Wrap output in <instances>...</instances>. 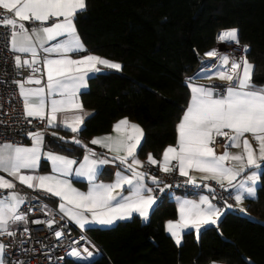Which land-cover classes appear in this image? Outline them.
Segmentation results:
<instances>
[{
  "label": "snow or ice",
  "instance_id": "snow-or-ice-1",
  "mask_svg": "<svg viewBox=\"0 0 264 264\" xmlns=\"http://www.w3.org/2000/svg\"><path fill=\"white\" fill-rule=\"evenodd\" d=\"M85 10L86 0H0V27L8 29L6 46L16 54L15 67L30 72L24 80L14 81L26 119H46L48 126L56 127L60 126L58 113L78 110L81 114L75 115L73 124L60 122L73 133L78 132L89 115L83 112V105L79 102V94L87 87V80L95 74L121 69V64L96 55L72 58L73 54L86 50L74 24L75 16ZM25 22L32 23L33 27H26ZM217 40L239 45L238 29L222 30ZM243 52L245 55L239 58L220 55L216 49L204 54L216 60L208 70L212 76L228 83L221 85L223 91H220L217 86L198 85L194 82L195 77H187L185 84L191 95L176 126V145L164 149L161 161L149 153L147 163L158 166L165 174L178 170L181 176L187 177L185 183L194 186L201 185H197V178L191 176L190 171L200 172L204 174L200 177L202 181H215L221 189L234 192L238 210L246 212L239 205L246 197H255L256 184L260 180L258 170L264 165V87L252 83L254 65L247 59V45L243 46ZM44 75L47 81L43 86L25 87L26 84L42 85ZM200 75L207 76V71L196 74ZM113 132L115 136L106 135L90 141L113 153L110 158L99 156L84 145L86 152L79 162L43 152V133L28 132L31 146L0 144V171L29 189L43 190L59 198L57 207L61 220L67 218L80 229L90 224L112 225L117 220L131 218L133 214L146 221L157 200L155 191L158 189L163 193L171 186L159 187L161 181L156 176L140 170L144 163L137 158V152L144 133L138 124L124 118L113 125ZM217 138L224 139L223 151L219 153L213 147ZM73 142L82 143L75 137ZM232 148L239 151L233 153ZM42 157L51 163L50 174H35ZM117 162L121 170L116 172L115 179L109 183L98 182L99 168ZM77 164L78 167H74ZM73 174L87 180L86 192L72 186L68 177ZM148 180L157 188L149 187ZM202 186L214 191L208 183ZM14 189L13 180L0 175V190H7L6 194L0 195V237H15L17 233L11 226L28 222L27 215L20 211L26 197ZM215 199V196L201 195L198 201L178 200L179 219L166 224V231L177 246L181 245L185 230H195L199 238L203 229L217 226L225 211L232 209L227 202L223 208L217 207L213 203ZM46 208L45 205L41 211ZM32 223L52 228L59 221L53 218ZM28 232L25 227L23 234ZM63 234L62 230L54 232L57 239ZM8 247L0 241V264H5ZM67 255L89 260L95 253L88 248L81 251L72 247Z\"/></svg>",
  "mask_w": 264,
  "mask_h": 264
},
{
  "label": "trees",
  "instance_id": "trees-1",
  "mask_svg": "<svg viewBox=\"0 0 264 264\" xmlns=\"http://www.w3.org/2000/svg\"><path fill=\"white\" fill-rule=\"evenodd\" d=\"M74 22L89 51L122 66L89 79L81 100L93 113L79 136L107 133L127 117L143 129L137 152L143 160L151 153L158 161L163 149L176 143V126L190 98L185 79L196 80L207 67L210 59H202L215 48L219 31L238 29L254 65L252 83L264 85V0H86ZM172 193L158 200L146 221L134 217L87 228L102 255L90 263L67 258L62 264H264V165L246 212L230 209L199 238L186 231L180 246L165 229L177 216Z\"/></svg>",
  "mask_w": 264,
  "mask_h": 264
},
{
  "label": "built area",
  "instance_id": "built-area-1",
  "mask_svg": "<svg viewBox=\"0 0 264 264\" xmlns=\"http://www.w3.org/2000/svg\"><path fill=\"white\" fill-rule=\"evenodd\" d=\"M7 33L8 29L0 27V144L11 143L21 145L26 142L28 132L44 126V120L31 117L26 119L23 114V101L19 96L18 87L14 81L24 80L30 72L28 69H17L15 67V54L6 46ZM244 45L240 40L239 45H237L233 42H219L216 38L214 49L218 50L220 55L239 58L245 55L243 52ZM205 59L206 57L202 60ZM208 59H210V62L207 69L210 70L212 65L216 64V60L215 58ZM36 76H41V73H36ZM207 83L210 86H217L220 91H223L221 85H226L228 82L213 79ZM25 87H34V84H26ZM28 120H31V123H28ZM145 170L147 172L152 171L149 167H146ZM157 175L160 181L171 186L165 189L163 193L159 192L158 189L155 191V195L159 200L164 195H168L174 191H179L183 194H195L204 189L202 186L186 184L173 172L165 174L160 171ZM18 193L26 197V203L21 205L20 211L27 215L28 222L26 224L19 222L11 228L17 233L15 237H0L2 242L9 245L4 255L5 264H17L18 261L21 264H62L67 258L80 263H90L102 255L101 249L84 230L75 226L67 218L61 220L58 208L49 198L41 194L38 189L34 190L23 187L18 189ZM214 193L216 199L213 201L216 204L223 205L224 202H227L234 209L231 191H225L216 184ZM4 194H6V190H0V195ZM45 205L47 208L41 211ZM29 209L32 210L29 211ZM49 212L51 215L48 214ZM53 218L59 221V223L52 228H48L45 224L32 223L34 220L46 221ZM25 227L29 230L28 234H23ZM56 230H62L64 233L60 239L54 236ZM81 237H84V239L82 240ZM72 247H76L81 251L84 248H88L95 255L89 260H81L68 256L67 253Z\"/></svg>",
  "mask_w": 264,
  "mask_h": 264
},
{
  "label": "crops",
  "instance_id": "crops-1",
  "mask_svg": "<svg viewBox=\"0 0 264 264\" xmlns=\"http://www.w3.org/2000/svg\"><path fill=\"white\" fill-rule=\"evenodd\" d=\"M52 22H55V21H52ZM26 23V27H28V28H31V27H33V24L32 23H30V22H25ZM74 24H75V22H74ZM76 27V26H75ZM77 31V30H76ZM80 38V37H79ZM80 40H81V38H80ZM81 42L83 43V41L81 40ZM83 45H84V43H83ZM84 48L86 49L85 51H82V52H80V53H77V54H73V56H72V58L73 59H79L80 57H82V56H85V55H96V56H100V55H98V54H96V53H94V52H91V51H89L86 47H85V45H84ZM15 54V53H14ZM16 55V54H15ZM100 57H102V56H100ZM104 58V57H103ZM107 59V58H106ZM108 60H110V59H108ZM110 61H113V60H110ZM208 61V60H207ZM113 62H117V61H113ZM117 63H119V62H117ZM120 64V63H119ZM209 65V64H208ZM207 65V66H208ZM201 70H205V71H207V76H211L213 79H218V78H216L215 76H212V72L211 71H208V69H207V67H201L200 69H199V71H198V73H200L201 72ZM104 73V72H103ZM207 76H204V75H200V76H196V80H194V82L196 83V84H198V85H206V86H210L207 82L208 81H210V80H213V79H209V78H207ZM90 79V78H89ZM89 79L87 80V87L86 88H84V89H82L81 90V92H80V94H79V102L83 105V103H82V100H81V95L85 92V91H87V89H88V81H89ZM219 80V79H218ZM46 81H47V78H46V75H44L43 77H42V85H35L34 84V87H39V86H43L44 84H46ZM256 87H264V85H255ZM189 91H190V89H189ZM190 95H191V93H190ZM190 99V98H189ZM188 102H189V100H188ZM187 106H188V104H187ZM187 106H186V108H187ZM185 108V109H186ZM184 109V110H185ZM46 111H47V109H46ZM83 112H87V113H89V115L90 114H92L93 113V110H90V109H87V108H85L84 106H83ZM77 114H81V113H79V111L78 110H68V111H64V112H60V113H58L57 114V123H58V125H60V126H56V127H51V126H48L47 125V120L45 119L44 120V126L43 127H40V128H37V129H35V130H33V131H31V132H37V131H40V132H42L43 133V147H42V151L43 152H45V153H53V154H58V155H61V156H64V157H67V158H70V159H73V160H76L77 162H79V161H81V160H83V157H84V155H85V152H86V149L85 148H83V146L84 145H86L87 146V148L88 149H92V150H94L96 153H97V155H99V156H107V157H111L112 155H113V153H110V152H108L106 149H104V148H102V147H100L99 145H93V144H91L90 143V141L93 139V138H96V137H103V136H106V135H112V136H115L116 135V133H114L113 132V125L115 124V123H117L119 120H121V119H124V118H127V117H122V118H119L118 120H116L114 123H113V125H112V128H111V130L109 131V132H107V133H103V134H97V135H93V136H91L90 138H87V139H82V138H80V136H79V131L78 132H76V133H73L71 130H70V128H66V127H64L60 122H65V123H67V124H73L74 123V117H75V115H77ZM88 115V116H89ZM88 116H86L85 118H84V120H83V123H84V121H85V119L88 117ZM182 116H183V113H182ZM181 116V117H182ZM128 119V118H127ZM129 120V119H128ZM130 121V120H129ZM131 123H135V124H138V123H136V122H133V121H130ZM180 122V121H179ZM83 123H82V125H81V127L83 126ZM139 125V124H138ZM140 126V125H139ZM141 127V126H140ZM142 128V127H141ZM81 129V128H80ZM53 133H55V135H53ZM61 137H63V139H61ZM73 137H75V139H78V140H80L82 143L81 144H76V143H74V142H71L72 140H73ZM249 139H251V137L249 136ZM31 144H32V141H31V139L28 137L27 139H26V142L24 143V144H21V145H23V146H31ZM223 144H224V139L223 138H217V141H216V143L213 145V147L215 148V150L219 153V152H222L223 151ZM176 145V143L174 144V145H171V146H175ZM170 146V145H169ZM253 146L255 147V142H253ZM168 147V146H167ZM167 147H165V148H167ZM164 148V149H165ZM164 149H163V151H162V153H161V156H160V158H159V160L158 161H161L162 160V155H163V152H164ZM230 151L231 152H233V153H235V152H237V151H239L238 149H235V148H232V149H230ZM137 158L140 160V161H142L143 163H144V166H143V168H141L140 170L141 171H145V172H147L146 170H145V168L147 167V165H146V163H145V160H147V158L145 159V160H143L142 158H140L138 155H137ZM74 167H78V164L77 165H75ZM262 167H263V165H262ZM262 167H261V169H259L258 170V172H259V174L261 175V172H262ZM119 170H121V166H119V164H118V162L117 163H112V164H107V165H103V166H101L100 168H99V170H98V177H97V180H98V182H104V183H109V182H112L114 179H115V174H116V172L117 171H119ZM157 170H159L160 171V169H159V167L157 166ZM51 171H52V168H51V163H50V161L47 159V158H45V157H42L41 158V160H40V162H39V167H38V169L36 170V173L35 174H37V175H47V174H50L51 173ZM109 172L110 173V175L108 176V177H103L102 176V173L103 172ZM149 175H151V176H156L157 178H158V175L156 174V173H154V172H147ZM175 175H177L178 177H180L181 178V180L182 181H186L187 180V177H184V176H181L180 174H179V171L177 170V171H175V172H173ZM0 175H3L6 179H10V180H13V182L15 183V191L16 192H18V189H20V188H23V187H27L26 185H22V184H20L19 183V181L18 180H14L12 177H9L8 175H7V173H5V172H2V171H0ZM190 175L191 176H194V177H196L197 178V185H201L202 186V184L203 183H208V184H210V186H211V189H214V187H215V185H216V182L215 181H202L201 179H200V177L202 176V175H204V174H202V173H200V172H197V171H190ZM241 178H243V174H242V177ZM68 179H69V181L71 182V184H72V186L73 187H75V188H77L78 190H80V191H87V189H88V182H87V180L85 179V178H81V177H77V176H75L74 174L73 175H71V176H69L68 177ZM159 179V178H158ZM147 183H148V186L149 187H153V188H155V187H157L156 185H153L152 184V182L150 181V180H148L147 181ZM260 184V180H259V182L256 184V191H257V187H258V185ZM160 187V186H159ZM203 187V186H202ZM204 188V187H203ZM38 191L41 193V194H43L44 196H46L47 198H49V200L57 207L58 206V204L60 203V199L59 198H57V197H53V196H51L50 194H48V193H46L45 191H43V190H39L38 189ZM228 191H231V190H228ZM6 192H7V190H6ZM232 192V191H231ZM124 194L125 195H127L128 193H127V191H125L124 192ZM172 195V199L175 201V203H176V206H177V203H178V200H180V199H187V200H199V197L201 196V195H206V196H209L210 198L212 197V196H215V193H214V191H210L208 188H204V189H202V190H200V191H198L197 193H195V194H190V195H188V194H183L182 192H174V193H172L171 194ZM212 195V196H211ZM233 196H234V192H232V199H233ZM256 196V195H255ZM157 197V196H156ZM249 199H252V198H245L243 201H242V204L241 205H239V207L240 208H243V209H245L246 208V205H247V201L249 200ZM158 198H157V200H156V203H155V205L158 203ZM233 207H234V209H236V211L238 210V206H237V204H236V202H235V200L233 199ZM213 203H215L214 201H213ZM225 203V202H224ZM224 203H223V205H221V204H216L217 205V207H220V208H223L224 207ZM155 205L153 206V208L155 207ZM58 208V207H57ZM152 208V209H153ZM151 209V210H152ZM230 210V209H229ZM229 210H227V211H225V213L220 217V219L226 214V213H228L229 212ZM151 212V211H150ZM134 217H138V218H140L139 217V215L138 214H133V216L131 217V218H129V219H124V220H117L114 224H116V223H118V222H124V221H127V220H130V219H132V218H134ZM141 219V218H140ZM179 219V214H178V209H177V216H176V218L175 219H173V220H168V221H166L165 222V229H166V224H167V222H169V221H177ZM220 219H219V221H220ZM74 223V222H73ZM114 224H112V225H114ZM74 225L75 226H77L75 223H74ZM112 225H96V224H90V225H87L86 226V228L85 229H82V230H86L87 228H89V227H94V226H98V227H110V226H112ZM14 226H16V224L15 225H12L11 226V228L12 227H14ZM78 227V226H77ZM79 228V227H78ZM186 231H189V230H185L184 232H183V234H182V239H183V235H184V233L186 232ZM194 232H195V230H193ZM168 233V232H167ZM169 234V233H168ZM195 234H196V232H195ZM196 236H197V234H196ZM0 241H1V239H0ZM176 244V243H175ZM5 261V260H4ZM213 264H224V263H213Z\"/></svg>",
  "mask_w": 264,
  "mask_h": 264
},
{
  "label": "water",
  "instance_id": "water-1",
  "mask_svg": "<svg viewBox=\"0 0 264 264\" xmlns=\"http://www.w3.org/2000/svg\"><path fill=\"white\" fill-rule=\"evenodd\" d=\"M71 142H73V140ZM83 148H85V147L83 146Z\"/></svg>",
  "mask_w": 264,
  "mask_h": 264
},
{
  "label": "rangeland",
  "instance_id": "rangeland-1",
  "mask_svg": "<svg viewBox=\"0 0 264 264\" xmlns=\"http://www.w3.org/2000/svg\"><path fill=\"white\" fill-rule=\"evenodd\" d=\"M211 79H213V78H211Z\"/></svg>",
  "mask_w": 264,
  "mask_h": 264
}]
</instances>
